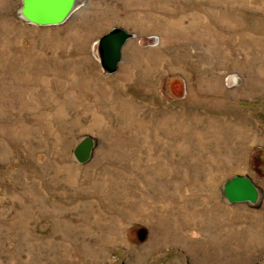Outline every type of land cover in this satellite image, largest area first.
Segmentation results:
<instances>
[{"label":"rangeland","instance_id":"1","mask_svg":"<svg viewBox=\"0 0 264 264\" xmlns=\"http://www.w3.org/2000/svg\"><path fill=\"white\" fill-rule=\"evenodd\" d=\"M79 1L39 26L0 0V264H264V0Z\"/></svg>","mask_w":264,"mask_h":264},{"label":"water","instance_id":"2","mask_svg":"<svg viewBox=\"0 0 264 264\" xmlns=\"http://www.w3.org/2000/svg\"><path fill=\"white\" fill-rule=\"evenodd\" d=\"M77 0H22L20 14L23 19L39 26L60 25L78 9ZM133 34L124 28H113L99 40L101 62L107 72H114L122 60V50ZM96 141L84 136L75 146L77 161L85 163L92 157ZM223 192L230 202H257L260 189L248 174H236L225 181Z\"/></svg>","mask_w":264,"mask_h":264},{"label":"bare ground","instance_id":"3","mask_svg":"<svg viewBox=\"0 0 264 264\" xmlns=\"http://www.w3.org/2000/svg\"><path fill=\"white\" fill-rule=\"evenodd\" d=\"M79 2H80V1L77 0V3H79ZM73 14H74V13H73ZM73 14H72V15H73ZM72 15H71V16H72ZM71 16H70V17H71ZM70 17L66 20V22L70 19ZM223 234H224V233H223ZM246 238H247V237H246ZM246 253H247V252H246Z\"/></svg>","mask_w":264,"mask_h":264}]
</instances>
